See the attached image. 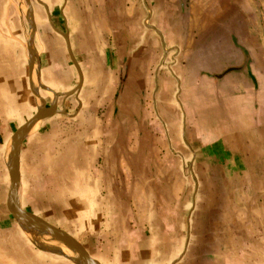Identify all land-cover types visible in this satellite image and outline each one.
<instances>
[{
  "label": "crops",
  "instance_id": "0c3cea01",
  "mask_svg": "<svg viewBox=\"0 0 264 264\" xmlns=\"http://www.w3.org/2000/svg\"><path fill=\"white\" fill-rule=\"evenodd\" d=\"M19 1L0 0V264H73L7 206L12 138L42 101L23 207L101 264H264V54L233 28L250 0Z\"/></svg>",
  "mask_w": 264,
  "mask_h": 264
},
{
  "label": "water",
  "instance_id": "95a60500",
  "mask_svg": "<svg viewBox=\"0 0 264 264\" xmlns=\"http://www.w3.org/2000/svg\"><path fill=\"white\" fill-rule=\"evenodd\" d=\"M52 111L51 108L45 107L42 101L36 114L23 124L15 132L12 138L11 153L8 162L10 186L7 193V206L13 217L27 231L31 228L39 229L44 236H47L56 244L60 246L62 245L61 247L65 245L68 250L79 255L82 258V264H101L97 259L92 257L82 243H80L72 234L25 209L20 203L18 189L20 186V158L22 144L36 123L50 115Z\"/></svg>",
  "mask_w": 264,
  "mask_h": 264
},
{
  "label": "rangeland",
  "instance_id": "374dc122",
  "mask_svg": "<svg viewBox=\"0 0 264 264\" xmlns=\"http://www.w3.org/2000/svg\"><path fill=\"white\" fill-rule=\"evenodd\" d=\"M7 1L9 3V9L12 12L15 9L14 5H16V0H13V2H9V0H7ZM27 1L28 0H20L19 2L25 8L26 7L25 2L27 3ZM30 1H31V3H33L34 7H37L39 9L38 14H40L42 10L45 13V9H44L45 6L43 5L42 0H30ZM245 1H248V0H245ZM250 2H248L244 5L246 7L244 10L245 14L248 17V27L245 26L244 24H242L240 22V19H239L238 21L233 22V28H234L237 36L239 38L241 37L242 39L244 38V36H246L248 31L250 33V36H252V37L254 34L258 35V40L256 42H250V38H249L248 45L251 47L253 52L257 53L256 56L260 57L262 51L264 54V0H253V2L250 0ZM248 60L249 59L245 57L241 63L239 60L235 61L233 63H230L229 59H224L223 60L224 61L223 62L224 71L222 73H216L214 75L215 78L219 79L218 77L221 76V79H222L227 72H230L231 70H233L237 66L243 67L244 65H246ZM263 65H264V63H263ZM176 69L173 68V70H176ZM176 72H178V71L176 70ZM179 76L182 77V72L180 73ZM181 87H182V84L179 83L178 89L181 90ZM184 144L185 145L187 144V141L185 139H184ZM9 186H10V179L8 178V182L6 185V196L8 193ZM256 190H257L256 191V218L251 219V221L253 222V220H254V223H256V244H257L256 247L258 249L257 253H261L260 251H262V250H260V249L262 248V246H264V206H263L264 198L262 197L261 200L259 198L261 197L260 195H264V184L256 186ZM24 208L33 212V210H31L29 208H26V207H24ZM33 213H35V212H33ZM35 214H37V213H35ZM40 217H42V216H40ZM42 218L45 219L44 217H42ZM47 221L50 222L49 220H47ZM50 223H52V222H50ZM52 224H54V223H52ZM55 226L59 227L58 225H55ZM35 235H37V234H35ZM32 239L34 240L35 237L32 236ZM40 240L41 239L36 238V241L38 244L36 242L35 243L38 247L40 246V248L42 249L40 242H39ZM51 254L54 256L60 257V255H56L54 253H51ZM70 257L75 258L74 255H72V254L67 255V259L73 264H78V262L76 260H75L76 262L70 260Z\"/></svg>",
  "mask_w": 264,
  "mask_h": 264
},
{
  "label": "bare ground",
  "instance_id": "6f19581e",
  "mask_svg": "<svg viewBox=\"0 0 264 264\" xmlns=\"http://www.w3.org/2000/svg\"><path fill=\"white\" fill-rule=\"evenodd\" d=\"M29 231V234L38 239H41L39 242H40V245L41 247L50 252V253H55V254H58V255H68V254H72L75 256V260L79 263V264H82V258L77 255L76 253H74L73 251H70L68 250L67 246L63 245V247H61L60 245L56 244L55 242H53L52 240H50L47 236H44L42 234V232L39 230V229H36V228H31L28 230ZM37 234V235H35ZM71 258V257H70Z\"/></svg>",
  "mask_w": 264,
  "mask_h": 264
}]
</instances>
